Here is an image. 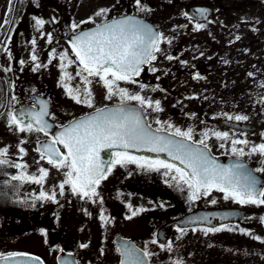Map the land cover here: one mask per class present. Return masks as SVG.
I'll return each mask as SVG.
<instances>
[{
	"label": "flooded vegetation",
	"instance_id": "af4514ba",
	"mask_svg": "<svg viewBox=\"0 0 264 264\" xmlns=\"http://www.w3.org/2000/svg\"><path fill=\"white\" fill-rule=\"evenodd\" d=\"M82 1L84 0H17L13 18L7 24L4 21L6 16L10 20L13 0L11 6L8 2L7 13L0 12V25H3L0 27V41L5 35L0 45V105H4L6 100L5 109L0 107V113H4L0 116V149H8L3 158L10 162L0 166V201L12 204L8 208L25 213H40L47 203L45 199H37L42 191L39 184L30 180L13 181L10 177L21 173L32 176V169H27L28 160L29 166L33 159L36 162L38 159L42 160L37 145L48 141L52 134L48 133L46 136L43 132H19L15 126L9 125L7 112L29 109L34 104L33 110L38 111L39 104L36 102L44 101L50 114L48 119L56 126H62L70 119L104 105L120 103L119 99L105 102L103 99L106 93L95 92L94 107L89 108L83 103H76L65 92L64 85L73 90L79 87L81 94L84 89L81 78L76 76L79 61L72 53L68 34H76L72 29L73 24L79 25V32L92 25L131 15L151 22L161 34L162 40L159 44L160 51L154 53L156 60L142 67L140 75L134 77L135 83L123 87L122 82H118L121 84L119 86L136 94L137 83L159 80L169 99L197 100L196 107L180 114V129L192 128L194 141H199L201 133L207 131L209 136L206 143L214 156L242 158L261 176V185L264 187V171H256L264 169V161L261 159L262 163L259 165L261 155L248 154L253 146L264 144V0H173L174 5L181 4L183 11L171 13V16L162 12L153 17L136 11V8L140 9L136 0H113L111 10L97 20L92 19L91 12L88 11L90 0ZM33 3L37 4L35 9L38 11L32 19L34 23L36 19L44 21L43 28L51 36V40L33 36L36 28L33 23L27 22L28 17L33 15L29 11ZM79 6L81 9L78 10ZM84 21L91 22L82 23ZM196 24H203L204 27L196 30ZM236 37L240 39L237 40ZM33 46L35 53L40 51L35 62L31 59L33 53L26 54ZM62 53L67 54L63 69L60 59ZM168 56L173 59H167ZM68 60L73 63L68 64ZM36 64L41 67L34 70ZM153 68L156 71L153 72ZM89 79L103 87L98 78ZM92 83L88 85L90 89ZM61 92L64 94L61 95ZM13 96L16 97L15 101L12 100ZM63 96L69 97L67 103ZM203 100H212V104L202 107ZM128 103L136 104L135 101ZM70 113L73 114L70 116ZM237 115L246 116L247 119H228L229 116ZM222 121L246 123L248 127L247 130L234 129ZM149 123L157 128L150 121ZM213 132H227L228 140H218L212 135ZM233 139L247 141V144L236 145L237 148L244 149V155L238 156L231 151ZM57 147L63 151L62 146ZM20 148L24 149L23 153L19 151ZM44 160L47 161L46 158ZM14 164L25 167L18 169L12 166ZM132 169L133 174L138 175L137 178L142 175L139 169ZM122 170L121 166L116 165L96 188V196L90 199L76 196L77 204L81 201L82 204L80 202L79 205L87 204V208L96 203L100 214L101 211L104 213L105 225L102 230L105 227L112 229L109 235L97 237L99 246L93 248L95 254L88 258L86 264H117L120 258L117 239L129 240L143 251L147 249L151 253L147 258L149 264H173L174 261H180L181 264H264V243H261L264 240V223L260 219L264 214V205H241L232 199H224V194L215 189L208 195L201 194L198 199L190 201L187 186L181 184L177 187L170 179V187L162 180L165 182L162 189H150L146 193L152 200L151 206L142 210L143 215L137 212V215L127 219L137 207L126 202L124 189L116 187L112 179L122 177ZM14 188L18 191H14ZM131 190L141 191L137 187ZM15 194L17 195L14 197ZM133 199L138 203L139 200L145 201L144 198ZM212 200L216 202L213 204ZM108 209L110 212L106 214ZM204 209H239L250 213L214 226L222 230L209 232L207 235L201 229L213 227L199 224L178 226L172 223L182 216ZM94 216H98V209ZM136 217L144 218L155 229L142 230L140 236L133 229L130 233L126 232V225L134 222ZM20 220L21 217L19 219L15 216L12 225H17L22 221ZM42 226L50 231L52 229V225L47 223L38 224L37 229H42ZM178 228H185L187 232L181 233L177 231ZM193 228L197 231L193 232ZM153 240L156 243H152ZM168 243L172 244L171 251L167 250ZM161 245L165 247L162 249Z\"/></svg>",
	"mask_w": 264,
	"mask_h": 264
},
{
	"label": "snow or ice",
	"instance_id": "6c2138e0",
	"mask_svg": "<svg viewBox=\"0 0 264 264\" xmlns=\"http://www.w3.org/2000/svg\"><path fill=\"white\" fill-rule=\"evenodd\" d=\"M9 2L11 4V0ZM136 4L141 11L145 10L140 4V0H136ZM105 14L106 10L103 9L96 13L97 16ZM88 22L91 21L82 23ZM4 23H9L7 16ZM35 24L39 28L43 26L44 21L36 19ZM203 27V24L195 25L196 30ZM78 28L79 25H72L73 32L76 34L71 39L70 46L72 53L79 61L76 76L81 78L84 89L81 94L79 87L73 90L64 85L65 92L76 103H83L87 107L93 108L92 91L88 87L92 80L89 78H98V82L106 89L105 99L118 96L120 104L114 108H97L91 114L74 120L67 126H61L62 131L52 135L38 149L41 159L46 158L48 164L58 170L67 169L63 173L65 179L59 185L61 195L64 193L65 185H70L73 194L79 195L82 199H90L97 195L96 188L102 180L107 178L116 165L125 167L133 164L149 171L165 169L164 175L169 176L171 174L170 178L177 187H180L181 184L187 186L190 201L198 199L201 194L208 195L211 190L215 189L224 194V199H232L241 205H264V187L258 189V181L245 169L243 164L234 163L230 166H223L210 156L206 143L209 136L207 131L201 133L202 138L199 141H194L192 128L181 130L170 123L165 128L157 119L155 123L161 126L153 129L148 123L145 113L147 109L155 112L162 111L160 101H152L139 93L131 94L127 89L119 86L118 82L135 83L134 77L140 75L141 66L156 60L154 53L160 51L161 34L154 32L151 27L131 16L105 22L89 31L77 32ZM236 39L238 40L240 37H236ZM49 40H51V36H49ZM32 43L35 45V40ZM166 58L173 59L172 56ZM31 59L35 62L37 57L32 55ZM60 59L63 69L65 67L63 61L67 59V54L62 53ZM71 63L73 61L68 60V64ZM39 67L41 65L36 64L34 70ZM152 71L154 72L156 69L153 68ZM63 79L64 77H62V81ZM68 79L70 80L71 77L69 76ZM144 87V85H140L141 90ZM12 100L15 101L16 97L13 96ZM131 101H135L138 107L129 106L128 102ZM36 103L39 104L38 111L33 110L34 104L29 109L7 112L9 125L15 126L19 132H43L47 136L51 127L45 120V117L50 115L47 111V104L44 101H37ZM0 107H4V105H0ZM2 115L4 113H0V116ZM228 119L241 121L246 120L247 117L237 115L235 117L229 116ZM165 132L167 135L162 134ZM212 135L218 140L226 141L229 134L227 132H213ZM231 144V151L234 154L238 156L245 154L244 149L237 148L236 145L247 144V141L233 139ZM57 145L62 146L63 151ZM197 145L202 147H197ZM106 150H109L107 152L109 158L107 159L101 157V153ZM129 150L156 154L164 153L168 160L133 155ZM7 151V148L0 149V166L10 163L3 158L6 157ZM19 151L23 153L24 149L20 148ZM253 153L264 155V144L253 146L248 154ZM169 161H178L182 167H177L176 164ZM12 166L18 169L25 167L22 164ZM256 171H264V169H257ZM39 172L41 173L39 177L25 176L21 173L11 176L10 179L13 181L30 180L41 184L47 176V170L40 168ZM181 190L183 189L181 188ZM37 199L54 201L55 194L49 196L41 191ZM215 202L212 200L213 204ZM138 211H142V209L132 211V215L127 219L137 215ZM199 219L207 220L208 218L201 217ZM260 219L261 223H264V217ZM101 220H104L103 215H101ZM194 222L189 221V223ZM221 230L217 227L201 229L205 235ZM227 230L231 231L232 229L227 228ZM177 231L186 233L187 229L178 228ZM192 231L196 232L197 229L193 228ZM254 238L259 239L258 237ZM152 243H156V241L153 240ZM261 243H264V240H261ZM81 247H87V245H81ZM161 247L163 249L165 246L161 245ZM166 247L168 251H171L172 244L168 243ZM150 255L151 253L147 249L140 253L133 246H127L122 251L124 259L121 260V264H147V258ZM26 256L25 253L0 254V264H22L17 258ZM27 259L42 264L38 257H27ZM65 264H69V262L65 261ZM173 264H181V262L174 261Z\"/></svg>",
	"mask_w": 264,
	"mask_h": 264
},
{
	"label": "rangeland",
	"instance_id": "374dc122",
	"mask_svg": "<svg viewBox=\"0 0 264 264\" xmlns=\"http://www.w3.org/2000/svg\"><path fill=\"white\" fill-rule=\"evenodd\" d=\"M12 1V0H11ZM36 0H32L35 2ZM85 1V0H84ZM82 1V2H84ZM8 2L9 0H0V12H8ZM113 0H90L89 2V10L91 12L92 19H99L103 15L97 16L96 13L101 9H105L106 12L111 10V4ZM142 2V6L145 9L141 11L136 8V11H140L146 16L153 17L155 15L161 14L162 12L166 13V16H171V13H177L183 11V7L181 4L173 3V0H140ZM36 3L32 4V9L29 11L32 12V16L28 17L27 22L33 23L36 31L33 34L34 37L43 36L44 39L49 38L48 32L42 27H37L32 19L34 14H37V9H35ZM9 6H11L9 2ZM88 6V7H89ZM81 9V6L78 7V10ZM96 16V17H95ZM94 17V18H93ZM93 21V20H92ZM33 53L37 58L39 57L40 51H36L34 46L29 48L26 54ZM137 91L140 95L144 96L147 99H151L152 101L159 100L160 107L163 109L160 112L152 111L151 109L146 110V117L148 120L154 124L156 127H160L155 123L158 119L161 121L162 125L166 128L167 124L170 123L174 125L176 128H180V120L181 115L185 113L186 109L194 108L197 106V100H184V99H169L165 94V90L163 88V83L159 80H156L152 83H137ZM144 85V89L141 90L140 85ZM119 85H121L119 83ZM130 83L122 82L123 87L129 86ZM92 99L95 100V92L97 94L101 92L106 93V89L104 87H100L97 83H92ZM64 94L61 92V95ZM64 102H68V96H63ZM105 98V97H104ZM71 99V98H70ZM118 96H113L111 99H103L105 102H114L118 100ZM253 102V101H252ZM205 104H208V107L212 104V100H203L202 107ZM173 111L175 113H173ZM73 113H70V116ZM257 138V137H256ZM256 156L259 153H254ZM26 157L28 154L26 153ZM261 159L264 161V156L261 155L259 160V165L262 163ZM37 164V176H40L38 168H44L47 170V176L44 178L43 182L40 185L41 190L45 192L47 195L51 196L53 193L55 194V200L45 199L46 206L44 205L40 213L38 212H18L15 211L12 207L8 208V205L12 204H4V200L0 201V254H9L12 252L18 251H28L35 254H39L46 262V264H56L55 263V254L60 249H65L68 251H73L78 256V260L81 264L88 263V258L93 257L95 254V250L93 248L99 246V239L102 235H109L112 232V229L104 227L103 220H101V215L104 217L103 211L98 208V205L95 203L92 207H88L87 204L79 205L77 204L76 196L71 191L70 185H65L64 193L61 195V189L59 185L64 181L65 176L64 172L67 169H57L52 165L48 164L46 160H37V162L33 159L31 165L27 169H32V176H35V165ZM133 168L139 169L142 172V175L133 174ZM123 170L121 171L122 177H117V180L112 178L116 187H120L124 189V198L126 202L133 207H137L136 210L145 208H149L151 206V197H149L146 193L150 191V189H162L165 185L170 187L168 180H170V176H165V169H160V171H149L147 169L138 168L136 165L129 164L125 167H121ZM159 172V173H157ZM159 174V175H158ZM36 176V177H37ZM164 180L165 182H163ZM32 182V181H31ZM139 188L141 191H134L131 188L136 189ZM14 191L17 189L14 188ZM18 191V190H17ZM24 193V192H23ZM137 193V194H136ZM131 194H135L132 196ZM17 194L14 195V197ZM79 197V196H78ZM133 198L137 199H145L144 202L139 203L134 201ZM148 199L150 200L148 202ZM82 204V202H81ZM16 208V206H13ZM85 207V208H84ZM132 208V207H131ZM98 209V216L95 217ZM109 209L106 211V214H109ZM143 215V211H138ZM24 213L26 215H24ZM23 214V216H22ZM88 214L92 215L89 216ZM21 217V222L17 225H12V221L14 217ZM137 219L134 222L128 223L126 232L130 233L131 229H133L137 235L145 230H151L152 227L148 224L144 218L136 217ZM47 223L52 225V229L47 230L42 226V229H37L38 224ZM26 228V229H25ZM33 228V230H32ZM150 232V231H147ZM140 236V235H139ZM81 245H87V247H81ZM88 248H91L88 251ZM157 249V247H156ZM159 250V249H158ZM90 253V254H89Z\"/></svg>",
	"mask_w": 264,
	"mask_h": 264
},
{
	"label": "water",
	"instance_id": "95a60500",
	"mask_svg": "<svg viewBox=\"0 0 264 264\" xmlns=\"http://www.w3.org/2000/svg\"><path fill=\"white\" fill-rule=\"evenodd\" d=\"M17 0L13 1V5H12V10H11V16H10V21L13 17V13L15 10V5H16ZM131 17H134L135 19L141 21L142 23L148 25L149 27L152 28V30L156 33H158V31L154 28L153 24L149 21L143 20L138 16H133L131 15ZM123 18V17H122ZM121 19V18H119ZM118 20V19H115ZM110 21H106V22H111ZM105 23V22H103ZM100 23V24H103ZM97 24V25H100ZM97 25L91 26L89 28L83 29L82 31H89V30H93L96 28ZM9 26V25H8ZM52 35L55 36L53 29L51 28V26H49ZM70 40L73 38L74 35H70L68 34ZM5 35L3 36L2 40L0 41V45L2 44L3 40H4ZM143 66V65H142ZM141 66V67H142ZM6 102V100H5ZM119 104H115V105H108V106H104V107H108V108H114L116 106H118ZM129 106L132 107H138V105L136 104H130ZM6 106H4L5 109ZM102 107V108H104ZM3 109V110H4ZM48 111V110H47ZM3 112V111H2ZM1 112V113H2ZM93 112V111H92ZM92 112H89L85 115H82L80 117H77L73 120H71L70 122H68L67 124L63 125V126H67L69 125L71 122H73L74 120L80 119L88 114H91ZM47 117V116H46ZM45 117V120L47 121V123H49L51 125L49 132H52V134H56L60 131H62V127H56L52 122H50L47 118ZM223 124H226L229 127L235 128V129H240V130H247L248 124H243V123H238V122H233V121H222ZM154 129V128H153ZM164 135H167V133H162ZM178 139V138H177ZM47 142V141H42L40 143H38L37 145V149L41 148L42 145ZM197 147H202L200 145H197ZM209 150V149H208ZM109 150H106L105 152L101 153V157L102 158H109L107 156V152ZM131 152V154L133 155H137V156H146L149 157L151 159H164V160H168V157L164 154V153H160V154H156V153H152V152H146V151H140V152H136L134 150H129ZM210 152V151H209ZM210 156L212 158L215 159V161L223 166H230L234 163H240L243 164L245 166V169L250 172L258 181L257 187L258 189L260 187H262L261 185V178H259L258 176H256L251 168L250 165L246 164L245 162H243L241 159L238 158H227V159H219V158H215L211 152H210ZM170 163H174L177 165V167H182V165L179 164L178 161H169ZM249 213V211H242V210H237V209H213V210H201V211H197L195 213L189 214L183 218H180L178 220L175 221V223L179 226L185 225V224H202V225H206V226H215L218 225L222 222H226V221H230V220H236L237 218H240L242 216H245ZM201 217H207V220H201L199 218ZM189 221H195L194 223H189ZM117 244H118V249L120 252V260L118 264H121V260L124 259V257L122 256V251L127 247V246H133L134 248L138 249L140 251V253H142L143 251L140 250L139 248H137L134 244L131 243V241L129 240H123V239H117ZM27 257H38L36 255H32V254H27L26 257H18L17 259L20 260L22 262V264H37V261H31L29 259H27ZM39 258V262H42V264H44V262L42 261V259L40 257ZM65 261H68L69 264H76V259L74 258V256L71 253L65 252V251H60L57 256H56V263L57 264H65ZM147 264L148 260H147Z\"/></svg>",
	"mask_w": 264,
	"mask_h": 264
}]
</instances>
